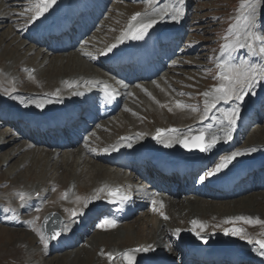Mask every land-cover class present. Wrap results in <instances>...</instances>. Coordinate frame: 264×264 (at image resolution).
<instances>
[{
	"label": "bare ground",
	"instance_id": "bare-ground-1",
	"mask_svg": "<svg viewBox=\"0 0 264 264\" xmlns=\"http://www.w3.org/2000/svg\"><path fill=\"white\" fill-rule=\"evenodd\" d=\"M119 1L58 0L42 24L39 20L29 25L27 21L31 13H25V8L31 6L29 0H0V172L5 179L0 186V235L15 233L16 237L0 245V263L8 258L19 264H108L106 258L98 254L100 249L119 252L147 244H152L157 252L138 254L141 264H144L145 257H150L155 264H193L192 259L187 260L186 257H195L194 249L211 254L216 251L220 254L235 252L251 261L264 262L258 246L253 251L254 246L246 241L223 234V228L237 226L245 228L248 235L256 239L264 238L260 236L264 232V227L260 225L223 223L240 215L264 220V185L258 183L264 175V83L255 87V95L235 102L241 111L231 141L218 143L210 153L194 156L172 154L179 145L165 148L156 143L152 139L156 129L173 127L184 132L189 127L196 130L214 123L211 119L201 122L203 104L200 96V112L176 109L173 103L181 100L189 104L186 95L180 93L192 94V91L182 85H195L200 93L217 83L204 85V75L200 76L204 72L201 70L203 67H195L194 71L186 69L187 64L199 63L186 57L195 53L196 49L191 50L182 42L188 32L192 0H185L184 15L179 22L166 19L145 40L122 44L128 49L143 44L150 52L159 55L158 63L146 66L143 71L131 69L129 77L108 69L105 55L100 54L107 45L115 42L132 14L145 11L143 0H126L131 5L115 7L107 15L106 12ZM263 3L261 1L258 10L259 30L260 20L264 17ZM121 14L125 15L123 22ZM102 17L106 20L104 23ZM24 20L26 27L22 33L23 29L19 32V27L20 21ZM60 20L69 25L70 35H61L54 40L44 38L41 26ZM85 33L87 37L78 42V38ZM160 34L165 38L172 35L173 41L168 46H158ZM82 53H90L95 59ZM173 55L175 57L171 59ZM247 58L253 59L250 56ZM166 60L169 61L166 63ZM154 74L156 77H153ZM87 79L106 81L115 89L119 109L114 115H106L111 108L98 109V89L87 91L80 88L86 93L84 96H71L61 83L63 80H74L82 84ZM186 79L190 82H185ZM56 88L62 89L60 99L44 110L20 103V100L27 103L43 99L45 93H51ZM12 89L15 91L12 92ZM5 90L11 94H5ZM89 96L92 98L89 99ZM161 104L172 107L173 111L160 107ZM231 106L232 102H221L218 107ZM255 110H261L262 115L253 118L255 121L249 131L247 126ZM62 111L66 112V118L64 127L60 128ZM75 111L80 116L79 121L74 117ZM212 115L219 113L214 111L209 114ZM137 133L144 134L142 139H135ZM120 137L133 138V148L122 147L117 152L108 153L102 151L115 144ZM86 142L89 148L96 151L86 149ZM65 146L68 149L63 148ZM248 147H255L257 151L238 157L217 176L199 181V176L213 168L221 156ZM119 157L127 159L126 168L112 164ZM181 159L188 168L190 179L189 182L186 179L184 184L183 180L180 190H177L176 181L160 179L154 168L158 161ZM253 166L261 168L248 173L245 179L236 180L234 190L226 195L208 188L209 183H218L225 178L236 179L241 170L247 172L254 169ZM22 169L36 171L37 180H28L26 175H22ZM172 183L174 188L171 189ZM192 184L195 185L193 191L190 190ZM104 185L121 188L130 199L110 203L102 194L101 199L92 201L87 207L82 202H74L77 196L91 197L95 189ZM19 191L30 196L24 208L19 207L18 196L15 195ZM65 192L67 199H61ZM152 199L163 202L164 207L160 211L165 213L167 220L151 210ZM6 206L15 208L16 213L3 212ZM156 207L159 208V204ZM64 209H79L82 214L71 220L70 231L62 233L45 250L38 236L24 222L39 216L35 226L40 227V220L46 214L58 213L62 222L67 223L71 218ZM101 212L106 213L101 217L111 214L121 221L120 224L114 228L96 226L84 232L82 227L91 224ZM193 219L206 224L201 235H206L207 243L198 240L189 230ZM177 228L181 229L179 237L173 235Z\"/></svg>",
	"mask_w": 264,
	"mask_h": 264
},
{
	"label": "snow or ice",
	"instance_id": "snow-or-ice-1",
	"mask_svg": "<svg viewBox=\"0 0 264 264\" xmlns=\"http://www.w3.org/2000/svg\"><path fill=\"white\" fill-rule=\"evenodd\" d=\"M58 0H29L30 7L25 8V13H31L27 23L29 25L35 24L37 21L46 17L50 9L56 5ZM145 3L144 12H136L131 15L127 21L126 27L120 32V35L115 38V42L107 45L100 53L101 55H108L109 53L115 54L114 50L118 49L120 45L127 41H143L150 34L155 27L161 22L170 20L171 22H179L184 15L183 6L185 0H143ZM261 7V0H240L238 7L235 9L234 18L229 23L226 32L222 36L224 43L219 46V53L215 57H209L210 61L215 64L216 72L213 79L217 81L208 90L198 93L202 97V114L201 122L207 119H211L214 123H208L199 129H192L189 127L186 131L181 132L177 128L156 129L155 135L152 137L156 143L163 145L165 148H172L174 145H179L186 150H198L201 153H210L218 143H227L232 140V132L237 123V119L240 114V107L235 103L236 101H244L248 95H255L254 89L258 84L264 83V31L257 28L258 23V10ZM19 15H24L20 13ZM245 51V56L238 57L236 54ZM82 55L89 56L92 59L90 53H82ZM253 59H248L247 57ZM31 71V70H26ZM207 71V70H206ZM64 86V90L68 91L71 96H84L86 93L80 91V88H86L87 91L98 89L103 93V97L109 102L115 98V89H113L106 81L87 79L83 80V83L78 81H61ZM155 84L156 82L153 81ZM125 88L127 85H123ZM140 87V85H137ZM159 87V85H157ZM144 90V89H142ZM12 92L15 89L11 90ZM146 91V90H144ZM62 93L61 88H56L51 93H45L43 99L30 100L27 103L20 100V103L25 107L34 105L36 109L44 110L47 105L55 103L60 99ZM5 94H11L8 90H5ZM131 95V93H129ZM151 96V94H148ZM180 95H185L180 93ZM190 96V94H188ZM55 97L56 99H52ZM13 99H17L16 96H12ZM229 104L232 102L231 107H218L220 103ZM174 106L176 109L184 110L188 109L192 112L200 111L198 106L184 103L181 100H175ZM160 107H168L166 104H161ZM168 111L172 112V107H168ZM218 112L219 115L209 116L210 113ZM143 133H137L135 139H142ZM131 137H120L119 140L108 147L102 149L103 152H117L122 147L129 149L133 148ZM85 148L91 152H95V148H89L87 142ZM257 149L255 147H248L243 150L231 151L227 155H223L219 158V162L215 164L213 168L205 171L203 175L199 176V181L204 182L207 178L215 177L223 170L227 169L229 165L233 163L238 157L250 155L255 153ZM55 191V188L52 189ZM108 199L110 203L117 201L123 202L130 197L122 192L119 187H109L107 185L101 186L95 189L91 197H79L75 199V203H83L84 207H87L94 200L102 198ZM19 199V207L24 208L27 200L30 198L29 194L24 191L15 193ZM39 195V193H37ZM61 199H67V192L62 194ZM152 211L158 212L159 215L167 220L168 217L163 211H160L164 207L162 201L155 199L151 200ZM159 204V208L156 205ZM40 211L39 208L36 209ZM69 213L71 218L69 222H61V226H53L50 232H47L43 226L36 227V221L40 219L39 216L34 217L31 220H26L24 223L31 227V230L38 236L39 243L43 246V249L49 247V242L59 238L62 233L70 231L71 220H74L78 215L82 214L79 209H64ZM5 213H16V209L11 206L3 208ZM237 222H242L244 225L255 226L260 225L264 227V220L251 216H235L223 221L224 224L236 225ZM48 224V217L44 218V225ZM192 228L189 229L193 232L198 240H202L207 243L206 235H201L205 232L206 224L200 220L193 219L190 221ZM116 221L111 219L102 220L97 227L98 228H114ZM219 227V225H216ZM181 229L174 230L173 235L179 237ZM223 234L225 236L237 237L242 241H246L247 244L253 245V251L258 249L259 254L264 256V238L256 239L246 232L243 227H225L223 228ZM261 237H264V232L260 233ZM155 252V248L152 244L140 245L135 248H129L124 251L111 252L100 249L99 255L106 258L108 264H141L138 259V254ZM144 264H153L150 257L144 258Z\"/></svg>",
	"mask_w": 264,
	"mask_h": 264
},
{
	"label": "rangeland",
	"instance_id": "rangeland-1",
	"mask_svg": "<svg viewBox=\"0 0 264 264\" xmlns=\"http://www.w3.org/2000/svg\"><path fill=\"white\" fill-rule=\"evenodd\" d=\"M261 1L263 2L264 0H261ZM120 2L122 4H118ZM239 2H240V0H192L191 4L189 6V20L187 22V24H188L187 31L188 32L184 36V40L182 42H185L187 44V46L191 48V50H192V48L196 49L195 53H191V55H187L186 57L192 58L193 62H199V63L197 65H188L187 64L186 69H188V71H192V70L194 71L195 67L196 68H202L203 67L201 70L204 72L203 73L201 72L200 76L202 74L204 75V77H203L204 82L203 83L205 86H210V85H213L212 83H214V84L216 83V80L213 79V76L215 75V72H216V68L214 67V62L209 60V57H215L218 54L220 44L224 43L222 36L226 32V29H227L229 23L232 22V18H234V15H235V9L238 7ZM118 3L114 4L111 7V9H109L108 11L106 10L107 11L106 14L108 13L107 15H109V13L112 12L113 8L114 9H115V7L119 8L123 4L131 5V4L127 3L126 0H121ZM131 7H134V6H131ZM121 15H122L121 17H122V22H123L125 19V15L124 14H121ZM27 16H28V14L26 15V17ZM29 16H30V14H29ZM102 20H103V23L106 21L104 17H102ZM260 21L262 23L260 30L264 31V17H262V20H260ZM20 22H21L20 26L23 28L19 27V32H21L23 29V31H22V33H23L24 28L26 27V23H25V20L20 21ZM87 35L88 34H86V33L84 35H81L78 38V42L83 41L87 37ZM57 49H59V47H57ZM174 53H176V52H174ZM236 55L238 57L245 56V51L243 53H237ZM173 57H175V56L173 55L171 57V59ZM176 58H178V57H176ZM169 60H166V63ZM153 77H156V74H154ZM184 81L190 82L189 79H186ZM182 86L184 88H190L192 91V94H190V96L187 93L182 91V93H184L186 95V96L185 95L184 96L187 99L188 103L191 105L198 106V108L201 111V108H200L201 98L199 97V95H197L199 89L195 85H186L185 84ZM263 103H264V101H263ZM148 114H151V113L148 112ZM260 114H261V111H260ZM255 115L257 116V114L254 113V117H255ZM254 117L252 115V121H250V123H248V128L251 127L252 124H254V121H255L253 119ZM247 130H246V132H247ZM249 131H250V128H249ZM242 142H243V140H242ZM48 148L53 149L54 147L49 146ZM63 148L68 149L67 146H65ZM63 148H61V149H63ZM14 161L15 160L11 161L10 164H12ZM21 173L23 176L26 175L28 180H30V181L31 180H34V181L37 180L35 178L38 177V173L34 170L22 169ZM31 177H33V178H31ZM4 181H5L4 176L0 172V186L2 185V183H4ZM48 212H50V211H48ZM58 216L61 218V216L59 214H58ZM42 219L43 218H41L40 223H41ZM40 223H39V225H40ZM94 226H95L94 223L89 224L88 226H86L84 228L83 231L84 232L86 231V233H87V231L91 230ZM15 238H16L15 233H13L12 235H8V236H5V235L1 236L0 235V245L5 244L7 242H10L11 239H15ZM52 243H54V242H49V244H52ZM168 255H170V254H168ZM0 264H19V263L14 262L13 260L6 258Z\"/></svg>",
	"mask_w": 264,
	"mask_h": 264
},
{
	"label": "water",
	"instance_id": "water-1",
	"mask_svg": "<svg viewBox=\"0 0 264 264\" xmlns=\"http://www.w3.org/2000/svg\"><path fill=\"white\" fill-rule=\"evenodd\" d=\"M192 152H198V150H192ZM46 217H48V224L44 225V220H43L41 226H43L47 232H50L53 226H56V227L60 226V219L58 218V215L51 213L47 215Z\"/></svg>",
	"mask_w": 264,
	"mask_h": 264
}]
</instances>
